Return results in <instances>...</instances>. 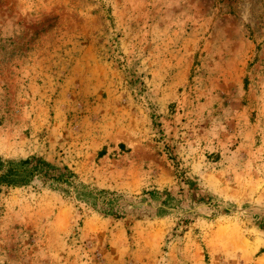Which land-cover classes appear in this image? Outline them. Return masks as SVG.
Returning a JSON list of instances; mask_svg holds the SVG:
<instances>
[{
  "label": "rangeland",
  "instance_id": "1",
  "mask_svg": "<svg viewBox=\"0 0 264 264\" xmlns=\"http://www.w3.org/2000/svg\"><path fill=\"white\" fill-rule=\"evenodd\" d=\"M36 160L0 264H264V0H0V176Z\"/></svg>",
  "mask_w": 264,
  "mask_h": 264
},
{
  "label": "trees",
  "instance_id": "2",
  "mask_svg": "<svg viewBox=\"0 0 264 264\" xmlns=\"http://www.w3.org/2000/svg\"><path fill=\"white\" fill-rule=\"evenodd\" d=\"M36 165L30 168H25L22 171L19 170H9L6 175L0 176V186H9V185H21L26 182V176L23 178H16L18 177L22 172L26 175L33 176V173L35 171H39V173H43L44 175L48 174V169L44 165H46L44 162L40 160H36L34 162ZM24 164H28V162H25ZM29 166V164L27 165Z\"/></svg>",
  "mask_w": 264,
  "mask_h": 264
}]
</instances>
